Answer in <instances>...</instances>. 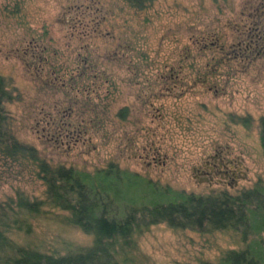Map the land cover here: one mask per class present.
<instances>
[{
	"label": "rangeland",
	"instance_id": "1",
	"mask_svg": "<svg viewBox=\"0 0 264 264\" xmlns=\"http://www.w3.org/2000/svg\"><path fill=\"white\" fill-rule=\"evenodd\" d=\"M0 75L18 96L6 106L14 136L53 167L93 174L112 165L132 190L151 182L236 196L264 187V0H153L140 12L122 0H0ZM34 171L0 162V202L17 192L43 201ZM129 174L138 184L121 179ZM65 216L48 210L11 238L55 256L90 247ZM135 240L145 264H218L253 242L264 258V233L242 241L231 230L162 223Z\"/></svg>",
	"mask_w": 264,
	"mask_h": 264
},
{
	"label": "trees",
	"instance_id": "2",
	"mask_svg": "<svg viewBox=\"0 0 264 264\" xmlns=\"http://www.w3.org/2000/svg\"><path fill=\"white\" fill-rule=\"evenodd\" d=\"M138 12L153 0H122ZM11 82L0 75V162L29 163L34 175L45 186V199L29 200L17 192L14 198L0 202V264H145L139 256L136 238L157 224L173 230L199 233L239 232L241 240L264 233V215L257 216L253 206L264 211V187L231 196L226 192L209 195L188 194L145 182L143 188L120 186L117 168L109 165L93 174L63 165L51 166L31 146L20 143L13 134L7 105L18 101ZM125 120L126 109L117 114ZM231 122L248 129L249 117H234ZM259 141L264 156V115L259 119ZM121 176L125 181H139L137 175ZM132 178V180H131ZM138 184V182H133ZM156 186V185H155ZM131 189V193L128 190ZM135 196L136 199H129ZM48 210L67 213L65 221L90 235V247L64 256L42 253L23 247L11 234L27 235L32 221ZM113 214V216H112ZM253 242L246 252H228L218 264H264ZM208 264V263H202Z\"/></svg>",
	"mask_w": 264,
	"mask_h": 264
}]
</instances>
